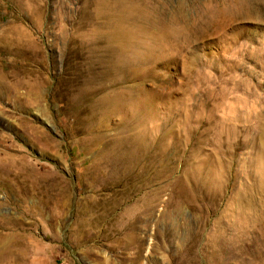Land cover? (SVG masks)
<instances>
[{"label": "rangeland", "instance_id": "374dc122", "mask_svg": "<svg viewBox=\"0 0 264 264\" xmlns=\"http://www.w3.org/2000/svg\"><path fill=\"white\" fill-rule=\"evenodd\" d=\"M0 264H264V0H0Z\"/></svg>", "mask_w": 264, "mask_h": 264}]
</instances>
